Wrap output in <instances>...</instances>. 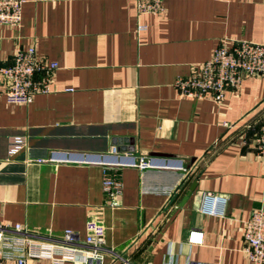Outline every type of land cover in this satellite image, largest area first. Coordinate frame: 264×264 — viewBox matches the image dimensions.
<instances>
[{
  "label": "crops",
  "instance_id": "crops-1",
  "mask_svg": "<svg viewBox=\"0 0 264 264\" xmlns=\"http://www.w3.org/2000/svg\"><path fill=\"white\" fill-rule=\"evenodd\" d=\"M163 6L155 15L139 14L136 0H24L21 23L0 25V66L13 63L18 46L59 65L50 91L29 104L0 96V223L83 238L95 219L108 245L136 264H251L243 232L264 209L255 149L264 77L246 78L221 102L184 97L175 80L222 43H264V0ZM113 145L136 157L179 159L185 170L124 167L111 204L101 165L50 159ZM204 193L227 197L223 216L200 211ZM193 231L202 243L190 241ZM104 264L120 263L108 256Z\"/></svg>",
  "mask_w": 264,
  "mask_h": 264
},
{
  "label": "built area",
  "instance_id": "built-area-1",
  "mask_svg": "<svg viewBox=\"0 0 264 264\" xmlns=\"http://www.w3.org/2000/svg\"><path fill=\"white\" fill-rule=\"evenodd\" d=\"M139 14L160 15L163 0H136ZM24 0H0V25L18 26L22 21ZM140 25L139 29H146ZM55 61L46 62L37 56L34 46H18L13 63L0 66V96L10 104L27 105L34 96L50 91L51 80L58 68ZM251 76L264 77V43L236 40L218 46L211 58L201 62L186 76H179L175 86L180 95L221 102L228 89H239ZM227 125V124H226ZM257 156L264 166V122L255 139ZM113 145L106 153H58L51 160L98 164L103 167V190L107 200L115 204L123 184L118 170L132 166L173 168L185 170L179 159L136 157L131 152L121 153ZM227 197L204 193L200 211L211 216H223ZM86 235L72 229L53 234L30 229L22 224L0 223V264H104L106 257L120 264H136L106 240V227L95 219L88 220ZM243 238L245 253L251 264H264V209L255 210L245 222ZM190 241L203 242V234L193 231ZM151 264V263H148ZM187 264H197L189 260Z\"/></svg>",
  "mask_w": 264,
  "mask_h": 264
},
{
  "label": "water",
  "instance_id": "water-1",
  "mask_svg": "<svg viewBox=\"0 0 264 264\" xmlns=\"http://www.w3.org/2000/svg\"><path fill=\"white\" fill-rule=\"evenodd\" d=\"M195 189V184L190 188V190L187 192V195L184 197L183 201L185 202L188 197L192 194V191Z\"/></svg>",
  "mask_w": 264,
  "mask_h": 264
}]
</instances>
